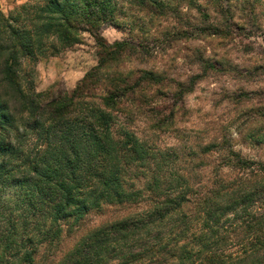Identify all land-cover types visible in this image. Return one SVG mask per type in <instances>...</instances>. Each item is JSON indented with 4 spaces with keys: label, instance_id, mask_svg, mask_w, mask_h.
Here are the masks:
<instances>
[{
    "label": "trees",
    "instance_id": "obj_1",
    "mask_svg": "<svg viewBox=\"0 0 264 264\" xmlns=\"http://www.w3.org/2000/svg\"><path fill=\"white\" fill-rule=\"evenodd\" d=\"M183 1L27 0L7 17L0 11V264H264V161L243 157L225 137L197 150L161 149L135 129L155 97L182 100L202 79L127 68L151 56L147 22H182ZM121 17L138 28L139 45L102 38ZM83 35L95 42L96 65L70 93L28 98L22 62L57 56ZM175 122L172 112L149 134ZM241 127L264 144V113ZM214 154L220 162L206 179L204 157ZM109 206L137 209L49 260L63 223L67 232Z\"/></svg>",
    "mask_w": 264,
    "mask_h": 264
},
{
    "label": "rangeland",
    "instance_id": "obj_2",
    "mask_svg": "<svg viewBox=\"0 0 264 264\" xmlns=\"http://www.w3.org/2000/svg\"><path fill=\"white\" fill-rule=\"evenodd\" d=\"M26 1L0 0V11L7 17ZM178 12L182 22L171 19L150 24L146 20L145 47L151 56L143 62L133 60L127 68L163 71L168 78L180 82L197 75L202 79L182 100L167 93L150 101L151 112L146 113L145 124L136 125V132L145 129V137L161 149L197 150L225 137L243 157L264 161V144L251 142L249 133L241 127L264 113V0L252 2L251 6L238 0H185ZM120 22V28L103 27L101 36L105 42L139 45L138 28L130 30L128 19L121 17ZM96 63L95 42L83 35L80 44L57 56L47 55L35 63L24 60L19 83L28 98L35 93L48 92L49 98L60 92L70 93ZM172 112L176 122L171 129L149 134L156 120L169 119ZM220 158L218 154L204 157L208 165L206 179ZM136 209L109 206L101 212L93 211L67 232L68 224L63 223V239L49 260L62 257L88 230ZM43 250L36 255L37 262Z\"/></svg>",
    "mask_w": 264,
    "mask_h": 264
}]
</instances>
